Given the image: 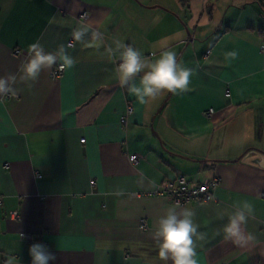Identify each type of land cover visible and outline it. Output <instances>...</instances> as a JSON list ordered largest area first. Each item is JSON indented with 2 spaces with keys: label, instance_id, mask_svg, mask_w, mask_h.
<instances>
[{
  "label": "crops",
  "instance_id": "obj_1",
  "mask_svg": "<svg viewBox=\"0 0 264 264\" xmlns=\"http://www.w3.org/2000/svg\"><path fill=\"white\" fill-rule=\"evenodd\" d=\"M82 15L103 44H75L74 68L18 80L0 103V264H31L22 235L56 253L49 264H163L152 232L174 204L153 192L178 176L219 180L213 201L183 205L207 233L198 264H264V14L251 0H0V75L17 73L34 42L66 46ZM114 40L153 60L175 51L191 90L139 104L115 79ZM244 200L257 243L241 248L214 233Z\"/></svg>",
  "mask_w": 264,
  "mask_h": 264
},
{
  "label": "clouds",
  "instance_id": "obj_2",
  "mask_svg": "<svg viewBox=\"0 0 264 264\" xmlns=\"http://www.w3.org/2000/svg\"><path fill=\"white\" fill-rule=\"evenodd\" d=\"M94 21L82 16L77 26L72 30V41L66 46L61 44L55 51L48 52L39 42L28 46L27 56L21 62L17 73L0 75V103L7 96H16L20 83L32 87L39 79L42 71L51 70L57 66L60 71L75 67V58L68 52L75 44L101 46L103 33L94 27ZM115 47L109 45L105 51L115 63L114 76L121 88H127L139 104H147L160 94L169 92L181 95L190 91L191 77L194 70L178 61L175 51L166 49L160 52L159 58L153 60L145 56L139 49L120 40H114ZM155 56V53H153ZM235 50L225 53V60L236 59ZM112 195H123L118 190ZM233 211L227 216V223L216 229L214 235L222 237L224 243L237 247H248L257 243L254 234L246 231L248 220L254 216V205L248 201H236ZM193 209L176 202L167 207L156 223L152 239L158 247V259L163 264H198L197 250L207 242V233L200 231V224L195 220ZM223 219V217H220ZM31 264H49L57 260L55 252L50 251L42 243H34L29 247ZM3 264H18L14 255L7 256Z\"/></svg>",
  "mask_w": 264,
  "mask_h": 264
},
{
  "label": "built area",
  "instance_id": "obj_3",
  "mask_svg": "<svg viewBox=\"0 0 264 264\" xmlns=\"http://www.w3.org/2000/svg\"><path fill=\"white\" fill-rule=\"evenodd\" d=\"M260 52L264 53V46L260 47ZM205 55H208V52H206ZM62 74L63 71H60L59 68L55 66L51 69L49 75L50 78L54 80L60 78ZM5 98L10 99L11 96H7ZM212 114L213 110L209 109L203 113V116L205 118H210ZM120 124L125 126V117L120 118ZM83 141L84 140H80V143H83ZM128 158L129 162L133 166L138 164V157L136 155H130ZM36 177H39L37 173ZM218 186L219 180L217 178L205 180L199 184H190L185 177L178 176L173 180L162 181L153 192V195L168 198L173 204H175L176 202H179L181 205H185L188 203H208L213 201V191ZM9 216L12 220H17L19 218L18 213L15 211L10 212ZM139 229L141 231H144L146 229V226L143 222H140ZM21 239L29 245H32L38 241V238L34 235H22Z\"/></svg>",
  "mask_w": 264,
  "mask_h": 264
},
{
  "label": "trees",
  "instance_id": "obj_4",
  "mask_svg": "<svg viewBox=\"0 0 264 264\" xmlns=\"http://www.w3.org/2000/svg\"><path fill=\"white\" fill-rule=\"evenodd\" d=\"M183 5H185L186 0H179ZM253 3H255L258 8L261 10L262 14H264V0H251Z\"/></svg>",
  "mask_w": 264,
  "mask_h": 264
}]
</instances>
